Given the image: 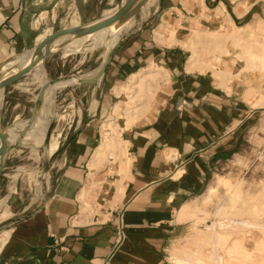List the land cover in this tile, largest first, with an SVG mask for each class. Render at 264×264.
I'll list each match as a JSON object with an SVG mask.
<instances>
[{
  "label": "crops",
  "instance_id": "crops-1",
  "mask_svg": "<svg viewBox=\"0 0 264 264\" xmlns=\"http://www.w3.org/2000/svg\"><path fill=\"white\" fill-rule=\"evenodd\" d=\"M43 3L0 0V72L48 33L37 34L31 21ZM149 5L147 18L114 47L102 77L74 96L77 103L85 96L86 105H78L52 189L37 209L2 231L10 233L0 240V264H164L178 211L201 192L214 159L241 124L264 108V79H216L203 68L207 57L190 70V50L170 42L219 23L208 11L215 6L220 13L224 0ZM234 15L264 35V4L240 2ZM152 64L165 68L168 80L127 127L115 112L116 93ZM111 124L120 126V139L104 137Z\"/></svg>",
  "mask_w": 264,
  "mask_h": 264
},
{
  "label": "rangeland",
  "instance_id": "rangeland-1",
  "mask_svg": "<svg viewBox=\"0 0 264 264\" xmlns=\"http://www.w3.org/2000/svg\"><path fill=\"white\" fill-rule=\"evenodd\" d=\"M124 1L44 0L43 10L32 16L31 21L37 34L51 33L78 23L83 25L100 20L104 15L120 9ZM240 2L248 8L256 2L264 4V0H224L227 7L222 5L216 8L220 13L214 11L215 6L208 11L214 20H220L219 23L213 21L209 28L186 32L180 39L170 42L175 43L177 40L186 50L189 49L191 59L197 61L198 57H207L208 64H203V68L211 69L216 79L250 82L252 77L263 80L264 53L261 50L264 35L246 25V18L238 19L234 15ZM153 8L149 5L146 13H138L133 26L123 33L121 40L137 28L147 18L145 16L149 9ZM150 16L149 20L152 18ZM229 20L233 21L231 26ZM236 26L246 27L236 30ZM215 28L218 30H213ZM212 31H219L220 34H212ZM232 32L236 33V37L227 38L225 34ZM106 44L107 41L90 50L85 47V43L79 52L67 56L62 54V50H57L43 61L42 73H38L39 83H33L31 75L27 74L9 85L8 91H4L0 108L2 127L6 129L15 126L17 122L30 117L35 95L46 83V79H65L98 67L106 54ZM187 58L185 56V60ZM246 59L250 64H246ZM216 68L222 71L216 73ZM146 69L135 73L139 74L135 78L132 75L130 80L135 82L133 85L128 80L121 91L116 93L119 97L116 99L115 112L119 120L126 117L127 127L146 112L153 92L168 80L165 68L152 64V68ZM154 73L164 76L162 79L156 78L157 74ZM86 89L88 87L81 84L63 87L58 90L54 102L47 105L50 108L45 115L49 120L47 132L50 129L53 142H58L59 138V148L54 155L44 157L46 140L41 145L21 141L10 144L11 150L5 158L0 175V234L37 209L50 193L73 132L71 125L76 118L78 105L82 108L86 105L85 96L78 103L74 96L85 93ZM262 104L260 101L254 106ZM131 118L133 121H130ZM121 131L118 124L105 125L103 128L105 138L110 136L120 139ZM107 132L110 134L105 135ZM58 133L61 134L57 136ZM9 138L12 139V135ZM230 218L246 219L252 224L264 226V108L241 124L236 137L231 138L214 159L201 192L178 211L179 227L166 245L164 264H216L211 258L212 250L220 255L221 264H264V228L242 225L228 227L227 221ZM213 225L217 232L216 244L212 239L208 241L213 233L210 228ZM196 251L199 252L198 257L193 256ZM179 259H186V262H180Z\"/></svg>",
  "mask_w": 264,
  "mask_h": 264
},
{
  "label": "bare ground",
  "instance_id": "bare-ground-1",
  "mask_svg": "<svg viewBox=\"0 0 264 264\" xmlns=\"http://www.w3.org/2000/svg\"><path fill=\"white\" fill-rule=\"evenodd\" d=\"M149 1L150 0H148V2ZM148 2L142 7L141 11L142 10L144 11V9H146V10L148 9V6H146L148 4ZM115 10L117 11V9H115ZM116 11L114 13H112V14L104 15L103 18L100 19L99 21H102V20H105V19H108V18L112 17L116 13ZM136 16L137 15L132 16L128 20L124 21L123 23L114 22V23H112V24H110V25H108L106 27H103V28H101V29H99V30H97L95 32H92V33H89V34H86V35H83V36H80V37H77V36L71 35V34H66V35L58 37L52 43L51 50L57 51L58 48L61 47L62 54L64 56L79 52L81 50V48L83 47V45H85V43H86L85 47L89 48L90 50H93L97 46L102 44L103 42L107 41V44H106L107 45V49H106V54L103 57L101 63L95 69H93V70H91V71H89V72H87L85 74L74 75V76H71L69 78L57 80L53 84H51V83L49 84V86L46 89L44 100L42 102V106L40 108V111H39L35 121L30 125V128L28 129V131L25 133V135L21 139V143L22 142H25V143L26 142H34L37 145H41V144L44 143V141L46 140V135H47L46 132H47L48 124H49V120L47 119L48 117L45 116L50 110V108L47 105L49 103H53L54 102L56 94H57L59 89H61L63 87H66V86H69V85L78 84V81H79L80 78H91V77L95 76L97 74V72L99 71V69L101 68L103 62L105 61V59L107 57V55L117 45V43L122 39L123 33L133 26ZM99 21H97V22H99ZM91 24H93V23H91ZM79 25H80V23L76 24L75 26H79ZM75 26H72V27H75ZM245 27L246 26H236L235 28H236V30H243ZM247 28H249V27H247ZM51 33L48 32L47 34H42V35H40L39 39L42 41V40H44V38L49 36ZM198 34H200V33H198ZM212 34L219 35L220 33H219V31H212ZM225 35H226L227 38L228 37H236V33H234V32L228 33V34H225ZM85 36H88V37L85 38L84 40H77V39L85 37ZM87 43H88V45H87ZM34 50H35V46L33 48H31L30 50L26 51L25 53H23L21 55H18L15 58H13L10 61H8L7 63H5L2 66V68H1L2 73L4 74V76H8V75L14 74L15 72H17L21 68H23L25 66H28L34 60ZM261 53H264V46H263V48L261 50ZM201 61H203V60H201ZM245 61L247 62L246 63L247 65L250 64V61H248V59H246ZM16 62H18V63H16ZM196 63H197L196 59L192 58L190 60L189 66H188L189 69L191 70V69H194V68L198 67V65ZM41 65H43V61H40L28 73L29 75H31V77H32L31 79H32L33 83H39L38 82V73H39V71L42 73ZM149 68H152V65H150ZM219 71H222V70L216 68V73H218ZM154 74H157L156 78H161L162 79L163 78L162 76H164V75H160L158 73H154ZM138 75L139 74H133V78L137 77ZM132 80H130V83L132 82L131 84L133 85L135 82L132 81ZM47 82H50V80L46 79V83ZM132 85H131V87H132ZM35 96L37 97V95H35ZM3 97H4V92H3V90H0V108H1L2 103H3ZM36 97H35L34 101L36 100ZM27 124H28V119H26V120L24 119L23 121L17 123L15 126L13 125L12 127L7 129L8 138H9V135H12V139L9 138V143L10 144L11 143L12 144L15 143L19 139V137H20V131L19 130L20 129L23 130L27 126ZM51 138H52V136H51ZM120 142H122V141L120 140ZM0 143H1V141H0ZM58 145H59L58 142H53L50 139V141L47 144L44 145V157L48 158V157L54 155V153L58 149ZM32 149H33V147H32ZM99 152H101V150ZM38 188H37V190H38ZM39 190H40V188H39ZM219 211H220V209H219ZM220 224H221V222H220ZM234 225L253 226V227H258L260 229L264 228V226L252 224L246 219H238V220L237 219H233V218L228 219L227 226L231 227V226H234ZM210 228L213 230L212 231L213 233L211 234L210 237L208 236L209 237L208 241H209V239H212L214 241V244H216V242H218L217 241V232L214 230L215 229L214 225L211 226ZM9 233L10 232H6V233L4 232L0 236V240L5 241V239H6V237H7V235ZM210 254L213 255V257L211 256V258H213V260H215L216 264H221V261H222L221 257L217 253L216 250H212V252ZM198 255H199L198 251L193 253V256H195V257H198ZM179 261L180 262H186V259H179Z\"/></svg>",
  "mask_w": 264,
  "mask_h": 264
},
{
  "label": "water",
  "instance_id": "water-1",
  "mask_svg": "<svg viewBox=\"0 0 264 264\" xmlns=\"http://www.w3.org/2000/svg\"><path fill=\"white\" fill-rule=\"evenodd\" d=\"M147 2H148V0H126L123 3V5L121 6V8L118 9L116 11V13L108 19H105L102 21L97 20L99 22H97V21L91 22L93 24L87 23V24H83V25H79V26H75V27H64L62 29H59V30L52 32L49 36L44 38V40H42L39 44H37L35 46L34 60L28 66H25V67L21 68L20 70H18L17 72H15L14 74H11L8 76H4V74L2 72H0V90H3V92H4L5 89L9 85L18 81L22 77L26 76L40 61H44L47 57H49V56L53 55L55 52H57V51L51 50V45L58 37L66 35V34H71V35H75L77 37H80V36L95 32V31H97L103 27H106V26H108L114 22L123 23L124 21L128 20L132 16H135L138 13H140L142 7ZM113 49L107 55L105 61L103 62L102 66L99 69V71L97 72V74L91 78H80L78 81V84L86 85V84H93V83L97 82L102 77V75L105 73V70H106L108 64L110 63ZM58 50H61V47L58 48ZM60 79L61 78H58L57 80H60ZM57 80H52V81L47 82L46 84L41 86V88L37 94L36 100L34 102V105L31 109V114H30V117L28 118V124L22 130L19 139L16 141L17 143H19L21 141V139L23 138L25 133L30 128V125L35 121V119H36V117L40 111V108L42 106V102L44 100V96H45V92H46L47 87L49 86L50 83L53 84ZM10 127H12V126H10ZM10 127H8V128H10ZM8 128L5 129L2 127V118L0 116V141H1V143H0V175L2 174V171L4 169L5 158L8 154V152L11 150V145L9 143V138H8V133H7ZM50 138H51V134H50V129H49L47 132V135H46V143H48L50 141Z\"/></svg>",
  "mask_w": 264,
  "mask_h": 264
}]
</instances>
